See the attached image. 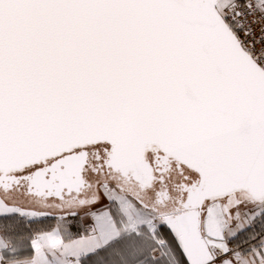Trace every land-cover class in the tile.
Listing matches in <instances>:
<instances>
[{
  "label": "snow or ice",
  "instance_id": "snow-or-ice-1",
  "mask_svg": "<svg viewBox=\"0 0 264 264\" xmlns=\"http://www.w3.org/2000/svg\"><path fill=\"white\" fill-rule=\"evenodd\" d=\"M0 264H264V0H0Z\"/></svg>",
  "mask_w": 264,
  "mask_h": 264
}]
</instances>
